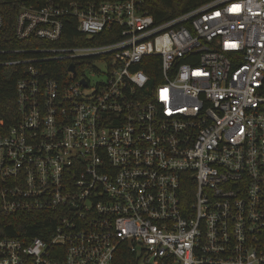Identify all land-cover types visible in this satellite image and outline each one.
I'll return each mask as SVG.
<instances>
[{"label":"built area","instance_id":"obj_1","mask_svg":"<svg viewBox=\"0 0 264 264\" xmlns=\"http://www.w3.org/2000/svg\"><path fill=\"white\" fill-rule=\"evenodd\" d=\"M142 3L20 7L15 39L43 44L0 49V216L43 224L0 264H264V0L159 24ZM68 18L79 43L52 45Z\"/></svg>","mask_w":264,"mask_h":264},{"label":"trees","instance_id":"obj_2","mask_svg":"<svg viewBox=\"0 0 264 264\" xmlns=\"http://www.w3.org/2000/svg\"><path fill=\"white\" fill-rule=\"evenodd\" d=\"M124 0H0V13L3 17V27L0 30V49L16 47L28 48L40 46L43 42L28 40L17 41L14 36V23L20 7L41 8L48 3L67 5L70 2L85 4L88 2H117ZM211 0H143L141 5L143 12L153 17L156 24L174 18L182 13L190 11ZM68 23L63 36L57 42V46H71L79 43L80 34L77 32V21L68 18ZM100 42V41H95ZM4 56H0L3 59ZM19 73L10 67L0 66V133L17 120L15 106V84ZM43 221L39 217H6L0 216V238L18 236L19 231H27L30 235L40 236V227ZM114 264H138L134 256L127 251L126 245H122L117 252Z\"/></svg>","mask_w":264,"mask_h":264},{"label":"rangeland","instance_id":"obj_3","mask_svg":"<svg viewBox=\"0 0 264 264\" xmlns=\"http://www.w3.org/2000/svg\"><path fill=\"white\" fill-rule=\"evenodd\" d=\"M91 80H92V83L99 82L101 80V77H99V78L94 77Z\"/></svg>","mask_w":264,"mask_h":264},{"label":"water","instance_id":"obj_4","mask_svg":"<svg viewBox=\"0 0 264 264\" xmlns=\"http://www.w3.org/2000/svg\"><path fill=\"white\" fill-rule=\"evenodd\" d=\"M69 71L74 72V68H73V66H70V67H69Z\"/></svg>","mask_w":264,"mask_h":264}]
</instances>
